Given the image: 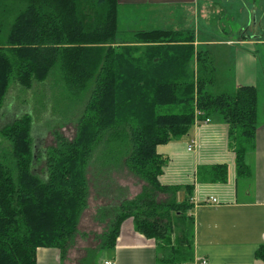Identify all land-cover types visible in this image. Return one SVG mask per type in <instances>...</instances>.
Masks as SVG:
<instances>
[{
    "label": "trees",
    "instance_id": "16d2710c",
    "mask_svg": "<svg viewBox=\"0 0 264 264\" xmlns=\"http://www.w3.org/2000/svg\"><path fill=\"white\" fill-rule=\"evenodd\" d=\"M120 14V0H0V113L13 84L24 92L41 86L62 123L77 124L73 140L57 136L39 152L34 113L0 129V264H37L40 248L58 249L66 261L100 187L109 204L94 221L104 229L80 264L113 250L130 219L158 243V264L194 263V187L178 201L182 188L161 184L169 159L157 147L207 119L229 126L238 173L252 175L258 89H231L225 49L197 48L185 31L128 30ZM207 173L228 178L226 166ZM118 175L141 182L140 193L129 198ZM257 257L264 262V245Z\"/></svg>",
    "mask_w": 264,
    "mask_h": 264
},
{
    "label": "crops",
    "instance_id": "0c3cea01",
    "mask_svg": "<svg viewBox=\"0 0 264 264\" xmlns=\"http://www.w3.org/2000/svg\"><path fill=\"white\" fill-rule=\"evenodd\" d=\"M195 3L196 0H120L121 6L130 12L146 5L150 7L147 11H153L151 8L159 4H164L168 12L169 8L174 9L172 6L186 7ZM252 5L253 10L263 15L264 0H252ZM194 13L199 21L200 10ZM169 20L178 22L173 21V26L164 30L190 32L189 28L183 29L185 26H181L177 18ZM128 30L139 29L131 26ZM198 32L193 31L197 48H223L228 53L232 88L254 86L258 89L260 80L264 82L260 62L255 57L252 59L248 53L232 50V46L243 42L250 52L255 53L258 50H255V45H264V40L257 38L253 41L243 37L240 41H214L210 36ZM244 58L254 62L248 72H243L240 65ZM258 113L256 148L247 156V163L252 169L250 177L239 175L236 155L230 145L229 126L219 118L211 119L210 123L196 124L189 135L157 147V152L169 159L159 178L161 184L181 187L178 201L187 199V186L194 187L191 213L195 220V262L192 264L201 260L208 261V264H264L257 257L258 249L264 245V108ZM218 166L227 167L226 182L212 181L207 175L211 168ZM157 244L155 240L138 233L130 219L122 225L116 247L106 251L97 264H158ZM83 251L77 256L76 250H73L74 254L70 252L68 259L62 262L58 249L40 248L37 264H80L86 254V250Z\"/></svg>",
    "mask_w": 264,
    "mask_h": 264
},
{
    "label": "rangeland",
    "instance_id": "374dc122",
    "mask_svg": "<svg viewBox=\"0 0 264 264\" xmlns=\"http://www.w3.org/2000/svg\"><path fill=\"white\" fill-rule=\"evenodd\" d=\"M149 8L147 5L140 6L130 12L128 8L121 6V26L126 29L134 26L139 30L164 29L165 27L173 26L171 24L173 21L174 23L178 22L177 20H169V18H177L181 21V26H185L183 29L189 28L190 33L195 31L196 34L199 33V30L201 34L210 36L214 41H240L243 37L254 39L253 41L257 38H259L258 40H264V13L262 15L260 11L253 10L252 0H196L194 5L186 7L172 6L174 9L171 10L169 8L168 12L165 11L164 4L153 6L151 8L153 11H147ZM199 10V21L203 16L200 24L198 17L194 13ZM185 33H189V31H185ZM214 48L209 49L216 50ZM256 49H258L257 52H250L247 46L243 45V42L232 46L233 52L243 51L250 54L252 59L255 57L260 62V68L264 70V45H255ZM252 59L244 58L240 63L243 66V72H248L251 63L254 64ZM263 70L262 73L264 74ZM230 86L232 89L233 85L231 82ZM258 90L260 110L264 108V82L262 80H260ZM52 105L49 101V93L45 92L44 87L37 86L30 92H24L16 84H13L6 107L3 109V113H0V129L11 123L20 115V112L27 111L34 113L33 136L36 152L55 146L57 136L73 140L77 133L75 120L72 119L69 122L62 123V120L52 111ZM116 180L118 185L128 188L129 198H134L142 189L143 184L133 177L118 175ZM103 191H106L104 187L99 189L92 188L89 208L85 211L79 227L80 236L77 240L75 252L77 256H80L81 251L84 252V249H92L99 246L100 241L97 237L103 232L104 225L96 223L94 217L101 206L109 204L107 200L98 195ZM106 253V251L98 253V261ZM72 254H74L73 251Z\"/></svg>",
    "mask_w": 264,
    "mask_h": 264
},
{
    "label": "built area",
    "instance_id": "2783aa9c",
    "mask_svg": "<svg viewBox=\"0 0 264 264\" xmlns=\"http://www.w3.org/2000/svg\"><path fill=\"white\" fill-rule=\"evenodd\" d=\"M210 122H211L210 119L204 121V123H210ZM214 202L216 203L217 201L214 200ZM106 264H112V262H106ZM196 264H208V261L206 260L196 261Z\"/></svg>",
    "mask_w": 264,
    "mask_h": 264
}]
</instances>
